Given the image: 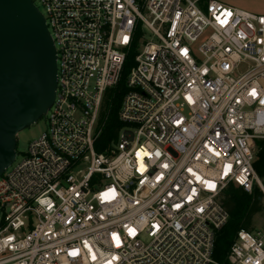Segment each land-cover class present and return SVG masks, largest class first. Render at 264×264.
Segmentation results:
<instances>
[{
	"label": "built area",
	"instance_id": "1",
	"mask_svg": "<svg viewBox=\"0 0 264 264\" xmlns=\"http://www.w3.org/2000/svg\"><path fill=\"white\" fill-rule=\"evenodd\" d=\"M202 2L32 0L56 91L0 177V264H216L227 189L264 206V15ZM132 47L123 127L97 153ZM227 262L264 264V223L237 232Z\"/></svg>",
	"mask_w": 264,
	"mask_h": 264
},
{
	"label": "water",
	"instance_id": "2",
	"mask_svg": "<svg viewBox=\"0 0 264 264\" xmlns=\"http://www.w3.org/2000/svg\"><path fill=\"white\" fill-rule=\"evenodd\" d=\"M56 57L32 0H0V177L16 158L17 136L55 99Z\"/></svg>",
	"mask_w": 264,
	"mask_h": 264
},
{
	"label": "trees",
	"instance_id": "3",
	"mask_svg": "<svg viewBox=\"0 0 264 264\" xmlns=\"http://www.w3.org/2000/svg\"><path fill=\"white\" fill-rule=\"evenodd\" d=\"M134 48L132 47L125 59L118 84L105 93L98 126L99 134L94 142V150L97 153L107 150L111 143L117 140L119 131L123 127L118 120V111L127 92L125 80L134 64ZM258 146L259 151L254 168L258 175H262L264 172V141H260ZM261 205L259 196L255 192L245 194L233 186L227 189L223 198V206L229 214V221L216 235L212 256L216 264L227 261L230 246L237 232L240 229H250L252 218L261 211Z\"/></svg>",
	"mask_w": 264,
	"mask_h": 264
},
{
	"label": "rangeland",
	"instance_id": "4",
	"mask_svg": "<svg viewBox=\"0 0 264 264\" xmlns=\"http://www.w3.org/2000/svg\"><path fill=\"white\" fill-rule=\"evenodd\" d=\"M207 1L208 0H203L202 4H206ZM215 1L221 2L225 5H228L234 8H239V9H243V10L255 13V14L264 15V0H215ZM42 131H43V124L38 122L32 127L21 132L17 136L16 152H18V157H17L18 160L20 159L21 154L26 151L28 143L31 140L37 138L41 134ZM252 223L254 224V227L256 229H259L261 225H263L264 223V206L263 205H261V211L258 214L253 216L251 224ZM226 262L219 263V264H226Z\"/></svg>",
	"mask_w": 264,
	"mask_h": 264
}]
</instances>
